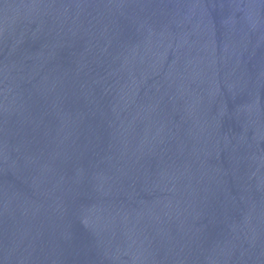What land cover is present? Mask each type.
I'll list each match as a JSON object with an SVG mask.
<instances>
[{"label": "water", "instance_id": "obj_1", "mask_svg": "<svg viewBox=\"0 0 264 264\" xmlns=\"http://www.w3.org/2000/svg\"><path fill=\"white\" fill-rule=\"evenodd\" d=\"M0 264H264V0H0Z\"/></svg>", "mask_w": 264, "mask_h": 264}]
</instances>
